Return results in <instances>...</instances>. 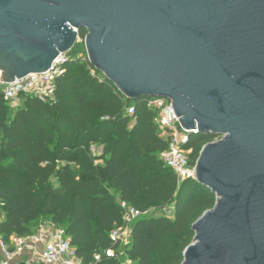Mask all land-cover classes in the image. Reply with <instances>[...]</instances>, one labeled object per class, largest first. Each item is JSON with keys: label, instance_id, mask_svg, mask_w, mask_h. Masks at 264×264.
Segmentation results:
<instances>
[{"label": "water", "instance_id": "obj_1", "mask_svg": "<svg viewBox=\"0 0 264 264\" xmlns=\"http://www.w3.org/2000/svg\"><path fill=\"white\" fill-rule=\"evenodd\" d=\"M83 30L127 100H170L189 135L220 138L196 162L216 204L182 264H264V0H0L1 81L49 71Z\"/></svg>", "mask_w": 264, "mask_h": 264}, {"label": "trees", "instance_id": "obj_2", "mask_svg": "<svg viewBox=\"0 0 264 264\" xmlns=\"http://www.w3.org/2000/svg\"><path fill=\"white\" fill-rule=\"evenodd\" d=\"M86 35L80 31L79 38ZM66 69L48 102L22 94L13 109L0 86L2 239L34 236L46 218L63 229L82 264H122L104 252L119 250L110 234L124 226L125 202L143 214L132 225L126 256L134 264H182L194 243L193 224L214 209L216 196L195 180L179 182L163 163L169 139L148 99L127 100L87 57L69 58ZM218 139L189 135L191 164Z\"/></svg>", "mask_w": 264, "mask_h": 264}, {"label": "built area", "instance_id": "obj_3", "mask_svg": "<svg viewBox=\"0 0 264 264\" xmlns=\"http://www.w3.org/2000/svg\"><path fill=\"white\" fill-rule=\"evenodd\" d=\"M68 59L67 54H62L56 59L49 71L30 75L25 79L15 80L13 83L1 81L2 72H0V86L4 88V99L16 103L20 101L19 96L24 94L34 96L42 102H48L55 95L57 80L64 76L67 71ZM92 75H95L94 71H92ZM148 106L159 112L157 124L159 129L163 131L164 137L169 139V148L161 154V160L173 170L179 182L196 180V165L191 164L190 152L184 148L188 142L189 134L181 126L174 111L173 103L163 98H149ZM133 114L134 109L130 108L128 115L132 116ZM91 150L96 154L94 146ZM121 207L124 226L110 234L111 241L114 244H119V250H108L104 254L107 257L117 256L123 262L122 264H134L126 256L125 251H122V247L129 246L130 232L128 228L143 214L125 202L121 203ZM164 213L172 217L174 209L165 208ZM40 233L39 231L31 237H15L11 244H7L0 235V264H82L70 241L64 238L63 231L53 230L46 235ZM28 253V261L22 262L20 257L23 258ZM100 259L101 255L95 256L96 261Z\"/></svg>", "mask_w": 264, "mask_h": 264}, {"label": "rangeland", "instance_id": "obj_4", "mask_svg": "<svg viewBox=\"0 0 264 264\" xmlns=\"http://www.w3.org/2000/svg\"><path fill=\"white\" fill-rule=\"evenodd\" d=\"M67 57L70 59L87 57L85 42H83V40H81L79 38L78 41L76 42L75 47L69 53H67ZM21 104H22V102L20 100L19 102H16L15 104H13L12 108L17 109L18 107L21 106ZM160 134H161V136L164 137L163 131H161ZM189 152H191V151H189ZM96 154H98V155L101 154V149L96 148ZM151 214H152V211L146 212V215H151ZM158 215H160V214H156V216H158ZM40 225H41V227L49 229V230L52 229L54 231H63L62 228L52 225L46 218H44L40 221ZM132 225L133 224H131L128 228V231L130 232L129 233L130 234V245H131V239H132L131 238ZM125 248H127V246L122 247V251H124Z\"/></svg>", "mask_w": 264, "mask_h": 264}, {"label": "crops", "instance_id": "obj_5", "mask_svg": "<svg viewBox=\"0 0 264 264\" xmlns=\"http://www.w3.org/2000/svg\"><path fill=\"white\" fill-rule=\"evenodd\" d=\"M41 228H42V231H41ZM39 231L41 232V233H40L41 235H46L48 232L50 233V232L53 231V230H52V229L49 230V229H46V228L40 227ZM39 231H38V233H39ZM21 259L23 260L22 262H26V261H28V259H29V253L26 254L23 258L20 257V260H21Z\"/></svg>", "mask_w": 264, "mask_h": 264}]
</instances>
